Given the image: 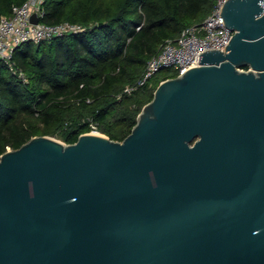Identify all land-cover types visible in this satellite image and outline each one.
Returning <instances> with one entry per match:
<instances>
[{
	"label": "water",
	"instance_id": "obj_1",
	"mask_svg": "<svg viewBox=\"0 0 264 264\" xmlns=\"http://www.w3.org/2000/svg\"><path fill=\"white\" fill-rule=\"evenodd\" d=\"M221 15L225 49L161 80L124 139L0 155V264H264V0Z\"/></svg>",
	"mask_w": 264,
	"mask_h": 264
},
{
	"label": "trees",
	"instance_id": "obj_2",
	"mask_svg": "<svg viewBox=\"0 0 264 264\" xmlns=\"http://www.w3.org/2000/svg\"><path fill=\"white\" fill-rule=\"evenodd\" d=\"M23 1L0 0V16L11 15L14 4ZM214 4L215 0H45L42 21H70L84 29L23 42L14 50V68L0 61V155L37 134L74 142L93 125L124 139L159 82L178 72L164 68L152 78H157L152 86L131 93L126 87L140 80L166 39L202 22Z\"/></svg>",
	"mask_w": 264,
	"mask_h": 264
},
{
	"label": "built area",
	"instance_id": "obj_3",
	"mask_svg": "<svg viewBox=\"0 0 264 264\" xmlns=\"http://www.w3.org/2000/svg\"><path fill=\"white\" fill-rule=\"evenodd\" d=\"M44 1L24 0L21 4H14L11 15L0 16V61L4 60L11 68H14V50L23 42H40L84 29V26L70 21L54 24L42 21L46 13ZM225 1L215 0L212 11L202 22L186 26L176 38L166 39L161 50L148 60L140 80L127 86L126 91L131 93L146 85L164 68H173L178 73L184 72L199 63L200 52L207 48L225 49L234 32L225 24L221 15V7ZM35 13L39 17L38 22L32 21ZM140 27L141 25H138V28ZM93 129L98 131L96 125H93Z\"/></svg>",
	"mask_w": 264,
	"mask_h": 264
},
{
	"label": "rangeland",
	"instance_id": "obj_4",
	"mask_svg": "<svg viewBox=\"0 0 264 264\" xmlns=\"http://www.w3.org/2000/svg\"><path fill=\"white\" fill-rule=\"evenodd\" d=\"M145 69H146V68H145ZM156 79H157V78H154V79L150 80V82H148L147 84H149L150 86H152V85L155 83ZM93 130H94V129H93ZM93 130H91V131H93ZM97 132H101V133H103V132L100 131V130H98ZM58 138H59V137H58ZM60 139H62V138H60Z\"/></svg>",
	"mask_w": 264,
	"mask_h": 264
}]
</instances>
